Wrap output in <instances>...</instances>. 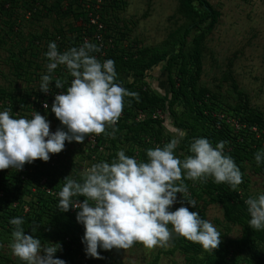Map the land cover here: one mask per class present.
Instances as JSON below:
<instances>
[{"label": "trees", "instance_id": "16d2710c", "mask_svg": "<svg viewBox=\"0 0 264 264\" xmlns=\"http://www.w3.org/2000/svg\"><path fill=\"white\" fill-rule=\"evenodd\" d=\"M38 1L31 0L29 3L26 2V5L23 4L22 7L25 10L22 18L27 12L33 14L32 17L40 13V10L36 12L35 8L32 9ZM80 1L67 0L66 5L62 6V0H55L53 8L49 11L52 10L59 18L71 15L73 19L78 21V17L81 15L79 11ZM115 1H108L101 14L102 20L106 23L109 31L107 37L111 36L114 42L113 48L108 50V54L104 59L115 61V68L118 73L117 82L129 91L138 93L139 100L137 101L133 97H125L124 109L115 125V130L108 128L106 133L98 136V141L105 142L109 146L108 144L116 143V138L120 137L123 132L121 138L124 139V142L134 143L139 149L143 148L142 152L138 151L137 154L139 161L143 162L148 160L146 154L148 148L143 147L142 144L148 143L149 148L162 147L159 144V138L162 136L163 128L170 129L176 134L179 131L186 132V136L175 150V155L178 151H181L178 155L180 159L191 155L189 145L193 138L205 137L212 143L213 147L222 140L227 141L223 154L234 159L243 174V183L238 186L237 190L233 191L226 183L216 184L209 180L205 184L199 183L193 186L190 180H184L188 187L186 196L195 200L197 207H192L187 201H184L183 206L188 207L190 211L199 212L201 218L206 220V207L214 203L219 204L225 221L241 226V236L234 241H222L217 250L208 253L203 250L201 245L173 234V249L179 250L184 255L186 264H241L242 262L264 264V230H254L249 227L248 221L251 217L245 204L250 196H258L264 193V188L260 193H251L245 175L246 171H249L253 174H261L264 177V163L257 165L254 159V154L257 151L264 150V145H262L264 134L255 137L254 132L251 131V126L259 128V122L254 118L252 110L248 108L245 94L237 88L234 82L232 86L238 94V101L229 108L221 102L214 103V96H205L203 89L197 85L202 67V43L217 23L219 12L213 9L207 0H180L181 10L189 24L183 28L181 33L179 31L175 32V34H178V38L173 39L171 47L168 49L145 47L139 48L135 52H115L114 50L119 48V45L116 43L109 20L106 17L110 6ZM7 4H9V9L6 10L8 16V14L13 13L15 6L10 5L13 4L11 2ZM73 5H76L77 8L74 9ZM79 24L73 29L67 30L59 27L55 31L56 34L51 38L50 36L45 38L44 33L28 38L29 46L26 51L28 52V58L19 51V56L22 55L23 57L18 59L14 54L15 52H11V67L16 75L23 76L20 73L24 71L25 65L30 64L31 66L34 64L33 66L36 68H41V65L36 63L35 59L39 58L40 55L44 58V54L48 50V44L57 40L56 35H59L58 50L60 52H62L60 50L62 46H65L66 50L73 46L78 47L76 43L80 41L83 35L88 33L83 25L79 26ZM15 25L17 31L19 25L17 19L7 18L0 38L4 39L6 37L4 35H7L5 33L8 32L15 34ZM191 31L194 33L191 40L187 42L186 37ZM9 39L14 40L13 36H10ZM156 67L159 68L156 69ZM62 70L61 67H57L52 73V78L53 80L60 79L64 81V87L61 88V91H66L67 87L70 86L71 76L67 70ZM43 71H46L43 74H47V68ZM34 76L39 78V75L34 74ZM158 76H161L165 81L166 87L164 89H161L156 80ZM148 80L150 81L148 82ZM138 82L141 84L138 90L134 91V86ZM14 84L9 81V88L0 87V100L6 99L11 104H16V107L13 106V108L25 110L29 109L32 104L37 106L41 98L51 99V97L42 96L43 92L39 90L26 89L22 94H18L19 91L13 92L16 90ZM12 86L13 88H11ZM57 90L55 81H52L50 92L53 93ZM32 96H34L35 101L32 100ZM51 105L47 110L37 108L36 112L52 115L54 113L51 112ZM156 108L164 112L163 119L148 117L141 121L135 120L136 113L139 110L152 112ZM218 113L223 114L225 118L238 117L240 122L244 121L246 123L245 131L240 130V132L246 134L243 136V142L248 141L246 145L236 142L235 135L231 133L233 130L231 125L217 118ZM60 125L61 123L58 124V126ZM113 131V136L107 135L108 132ZM147 136L153 137L152 141L145 139ZM90 150L92 151V149ZM109 157H112L110 159L111 163L115 157L111 154ZM51 172H53L51 169H41L31 163L27 166L22 178L21 172L15 169H6L0 173V188L4 192L3 198L0 199V264H7L8 262L24 264L17 257L10 260V252H2V245L7 244L9 247L12 242L14 226L9 223V220L18 216L23 217L25 221L22 225L25 228V234L29 232L28 234L36 236L43 245H48L50 242H59L62 245V250H59V257L63 258L65 264H90L94 260V258L87 257L85 254V244L82 243L85 228L82 223L76 220L77 211H71L70 209L68 212H61L57 208L59 197L44 192L39 185L40 178L47 176L49 178L46 177L45 186L55 193H59L65 183V177L56 176ZM74 179L79 180L80 177ZM178 196L177 203L171 208L173 211L181 206L180 201L183 200V195L178 193ZM73 199L83 201L84 197H74ZM14 203L15 206H13ZM25 205L28 207L27 211H24ZM33 227H36V232L32 231ZM169 228H171V225H169Z\"/></svg>", "mask_w": 264, "mask_h": 264}, {"label": "clouds", "instance_id": "9594fccd", "mask_svg": "<svg viewBox=\"0 0 264 264\" xmlns=\"http://www.w3.org/2000/svg\"><path fill=\"white\" fill-rule=\"evenodd\" d=\"M99 51L87 40L63 52L55 42L48 44L47 74L41 76L39 91L49 93L52 81L57 89L64 87V81L52 78L58 66H64L72 77L70 86L56 93L51 105L62 127L51 131L50 121L38 111L30 119L12 118L10 108L0 111V170H23L25 164L37 159L48 162L50 153L59 154L65 149L66 141L83 143L89 136L106 133L108 128L115 130L125 97L138 101L139 95L117 82L115 61L101 62L93 54ZM43 107L47 110L48 103ZM107 135L113 136L114 131ZM185 136L186 132L179 131L162 147L146 149L147 162L129 157L121 149L111 163L91 165L79 180L64 178L57 208L61 212L78 209L76 220L85 228L82 243L87 257L102 259L98 249L127 250L136 243L149 250L168 247L173 234L201 245L208 253L219 248L222 236L213 223L183 206L187 201L197 207V202L186 196L184 180L203 184L212 178L216 184L226 183L235 191L243 183V174L234 159L223 154L227 143L223 140L213 147L205 137L193 138L191 155L180 159L175 150ZM254 159L257 165L264 163V150L257 151ZM177 193L183 195V200L173 211ZM81 196L83 201L73 199ZM245 204L251 217L249 227L264 230V193L250 196ZM9 223L14 226L9 247L24 264H65L55 256L62 250L59 242L43 245L36 236L25 234L23 217H13Z\"/></svg>", "mask_w": 264, "mask_h": 264}, {"label": "rangeland", "instance_id": "374dc122", "mask_svg": "<svg viewBox=\"0 0 264 264\" xmlns=\"http://www.w3.org/2000/svg\"><path fill=\"white\" fill-rule=\"evenodd\" d=\"M207 1L220 15L213 30L202 43V67L197 85L203 89L205 96H214V103L218 101L229 108L238 101V94L232 86L234 82L237 88L245 94L247 106L259 122L260 129L257 126H251V131L254 132L255 137H258L259 134H264V0ZM9 2L13 3L10 5L15 7L13 13L7 16L6 10L9 9V4H7ZM26 2L29 3L31 0H0V36L7 18L17 19L19 22L17 31L16 25L14 27L15 34L8 32L5 33L7 35H4L6 36L4 39L0 38V87L9 88V81L13 84L15 82L16 90L13 92L19 91L18 94L24 93L26 89L38 91L42 72H46L43 71L46 67L44 58L40 55L35 61L41 65V68H36L33 66L34 64L25 65V72L20 73L16 70L21 76L23 75L19 77L11 67V52H15L18 59L27 56L28 38L40 33H44L45 38L48 36L51 38L59 27L67 30L73 29L77 25L71 16L59 18L52 10L49 11L53 8L55 0H39L32 9L35 8L36 12L40 10V13L34 17L31 14L28 19L22 18L25 10L22 6L26 5ZM66 3L67 0H62L61 4L63 6ZM106 17L120 48L115 49V52H135L139 48L145 47L168 49L171 47L173 39L178 38V34L175 32L181 33L183 28L189 24L181 10L180 0H116L110 6ZM193 33L191 31L187 35V42L191 40ZM10 36H13V41L9 39ZM19 51L23 56H19ZM105 54L108 53L105 52ZM158 68L156 67V69ZM34 74L39 75V78H35ZM156 80L161 89L166 87L161 76L156 77ZM140 84L138 82L133 90L137 91ZM0 111L3 110L0 109ZM41 115H45L46 119L50 121L51 131L54 132L58 127H62V125L58 126L60 121L56 117L54 118V114H44L43 112ZM216 117L221 118L222 114L218 113ZM226 119H228V123L233 124L231 133L235 135L236 142L246 145L248 141L243 142V136L246 134L240 132V130L245 131L246 123L240 122L238 117H226ZM162 131V136L159 138V144L162 146L174 136H178L167 128H163ZM120 135L116 138V143L108 144L109 146L105 142H100L99 146L94 147L97 150L87 146V138L83 143L66 141L65 149L59 154L50 153L48 162L38 159L33 163L38 168L51 169L53 171L51 173L56 176L77 178L95 163L103 161L110 163L112 158L109 157L110 154L116 159V154L121 149L127 156L134 157L139 161L137 154L138 151L142 152L143 148L139 149L134 143L124 142V139L121 138L123 132ZM152 138L151 136L145 137L150 141ZM262 145H264V140H262ZM142 146L149 148L148 143L142 144ZM107 147L109 148L107 149ZM180 153L181 151H178L177 156ZM245 175L249 191L253 194L260 193L264 188V177L249 171H246ZM209 180L214 182L212 178L207 181ZM190 183L195 186L200 182L190 180ZM179 196L177 193V198ZM205 218L212 222L221 233L222 241H234L241 236V226L225 221L219 204L214 203L206 207ZM172 241L168 247H156L151 250L144 248L140 243L134 244L127 250L114 248L106 251L100 249L103 258H94L90 264H186L184 255L179 250L173 249ZM2 248V252H10L9 259L14 260L15 256L7 244H3ZM59 253L58 250L55 256L63 260L62 257H59ZM7 264L13 263L8 262Z\"/></svg>", "mask_w": 264, "mask_h": 264}, {"label": "built area", "instance_id": "2783aa9c", "mask_svg": "<svg viewBox=\"0 0 264 264\" xmlns=\"http://www.w3.org/2000/svg\"><path fill=\"white\" fill-rule=\"evenodd\" d=\"M110 1V0H81L80 1V13L81 15L78 17V21L76 19H74L76 21V24L80 23V25H83V27L87 30V34L83 35L80 38V41H78V43H76L78 46L82 45L83 42L85 40L89 41L90 43H93L95 45H97L100 48L99 52L93 53L98 59H100L101 62H103L105 59L104 57H106L105 52H108V50L113 48L114 42L111 36L107 35L109 34V31L107 29V25L106 23H104V21L102 20V16L101 14L103 13V10L105 8V4ZM66 5V4H64ZM65 7V6H64ZM73 8H77L76 5H73ZM31 13L27 12L24 16L25 19H28L30 17ZM71 16V15H69ZM83 16V17H82ZM72 17V16H71ZM59 35H56V39L55 43L59 44ZM62 52L66 50L65 46H62L60 49ZM103 58V59H101ZM44 66L46 67L47 63L49 62L47 57L44 54ZM61 67L63 70L65 71L66 68L64 66H58ZM43 73V72H42ZM55 76V75H54ZM72 79V77H71ZM58 92H62L61 88L58 89L56 92H49V93H42V96H47V97H51L50 100H46L41 98L39 103L37 104V106H35L34 104H32L29 109H20V108H13V106H15L16 104H11L9 100H0V109L1 110H5L10 108L11 109V113L10 115L12 116V118H20V117H25V118H31L34 113L36 112L37 108L42 109V110H46L43 107V104L45 102L48 103V105L50 106L51 103L54 100V96L56 93ZM32 100L35 101L34 96H32ZM16 107V106H15ZM121 117V116H120ZM150 117L151 119H163L164 118V112L159 109L156 108L154 109L152 112H147V111H143V110H139L136 113L135 116V120L136 121H141L144 120L145 118ZM225 116L222 114V117L220 119H222L225 123L230 124L233 126V124L228 123L227 120L228 119H224ZM231 126V127H232ZM255 130V128H252ZM87 142L89 147L94 148L96 146L100 145V142L98 141V136L92 135L89 136L87 138ZM27 166H29V164H25L23 170H19L21 172V178L24 176V172L27 170ZM8 170H14V169H8ZM4 170H0V173H2ZM46 184V177H41L39 180V185L41 186V189L48 193V194H53L55 197H59L58 193H55L53 190H51L50 188H47L45 186ZM4 196V192L3 190L0 188V199H2ZM75 200V199H74ZM16 204L14 203L13 206H15ZM28 207L25 205L24 206V211H27ZM71 211H78V209H71ZM241 264H247L246 262H242Z\"/></svg>", "mask_w": 264, "mask_h": 264}]
</instances>
